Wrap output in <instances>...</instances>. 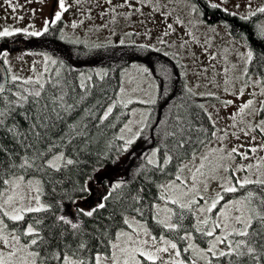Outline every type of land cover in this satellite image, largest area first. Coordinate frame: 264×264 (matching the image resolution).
<instances>
[{
	"label": "trees",
	"instance_id": "16d2710c",
	"mask_svg": "<svg viewBox=\"0 0 264 264\" xmlns=\"http://www.w3.org/2000/svg\"><path fill=\"white\" fill-rule=\"evenodd\" d=\"M193 2L203 11L209 23H221L231 34L249 42L252 51L249 74L258 76L264 84V27L261 25L264 13L257 11L249 17H242L220 6L212 7L214 4L208 0ZM61 35L59 28L50 27L41 36H30L38 47L59 54L58 64L55 65L57 67L50 72L43 85L36 82L28 84L37 91L22 88L21 81L9 79L4 91L0 93V111L8 114L5 127L15 123L16 130L24 134L14 139L12 133H6L0 128V194L5 188L4 180L19 176L35 178L40 182L42 198L48 206L47 211L26 214L24 221L8 220L9 226L16 229L22 241L27 242L32 237L21 233L28 224H32L40 237L44 238L31 249L39 251L41 257H47L65 245L75 249L83 241L87 247L79 255L88 261L98 251H112L109 245L119 230L128 228L127 217L130 215L145 221L158 237L161 232H165L181 246H186L187 239L180 237L188 233L194 234L203 243L207 242L209 236L198 227L192 209H179L176 206L173 218L178 226L175 230L170 231L156 218V204L162 200L163 184L177 179L181 175L184 161L191 159L209 144L217 131L209 112L204 106L200 107L203 105L201 100L192 91H188L190 88L180 73L179 64L161 50L133 43L123 46L106 44L93 49L87 56L83 50H91L90 45H71L61 40ZM135 62L146 66L158 83L156 101L151 106L145 127L134 143L138 149H146L143 154L136 150L137 157H134V152L130 154L131 163L136 165L132 166L127 178L116 182L120 183V187L112 185L111 173L99 182L102 189H111L107 199L101 202L105 207L98 208L89 217L80 210L87 212L100 204L94 206L86 202L91 185L96 183L94 180L97 172L105 167L112 171L119 157L127 153L131 146L119 136L121 126L129 118L128 107L119 101V95L123 88L122 73ZM36 92H40L38 97L34 95ZM25 114L28 119H25ZM261 115L264 116V105ZM37 117L46 120L50 129L47 138L40 142H36V138L27 132L29 124L35 123ZM36 131L41 129L37 128ZM66 133L68 136L62 140ZM182 138L185 139L183 146L177 147ZM49 140L57 145L51 148V153H63L65 160L72 159L74 163L64 165L57 162L59 171L46 165L38 170L37 165L42 163L40 160L35 161L32 167H20L25 157L31 158L33 155V149L25 151L20 142L35 143L36 148L48 153ZM68 140L71 142L68 143ZM201 140L203 143H198ZM168 156L171 157L170 161H166ZM49 158L50 154H46L43 159L46 161ZM149 158L155 163L149 164ZM156 163L162 167H157ZM248 191L261 195L260 186L253 183L235 193H225V196L227 199L244 197ZM65 203L68 207L78 208V229H73L71 224L59 219ZM37 220L40 222L37 223ZM252 226H257L255 221ZM239 239L243 238L237 236L236 240ZM235 259V256H212L210 261L211 264H230ZM242 259L246 264H257L256 261H247L246 257ZM44 263L58 264L48 259ZM258 264H264V257Z\"/></svg>",
	"mask_w": 264,
	"mask_h": 264
},
{
	"label": "rangeland",
	"instance_id": "374dc122",
	"mask_svg": "<svg viewBox=\"0 0 264 264\" xmlns=\"http://www.w3.org/2000/svg\"><path fill=\"white\" fill-rule=\"evenodd\" d=\"M208 1L242 17H249L264 8V0ZM74 2H78V8L70 7L74 10L70 15H64L66 23L63 26L61 40L71 45L79 43L90 45L91 50H83L87 56L93 49L101 48L100 46L106 44L123 46L129 43L148 45L170 55L181 67L180 73L186 79L188 87L194 96L201 100L217 127L216 135L209 144L191 159L184 161L179 178L168 180L163 184L161 187L162 200L156 204V218L159 221L175 224L173 215L178 205L172 204V200L190 205L189 208H192L196 214L200 229L205 232L211 230L214 223H220L223 219L222 214L239 215L238 206L230 202L243 199V197L220 201L219 210H216L217 207L212 211L206 209L218 193L225 197L222 186L235 184L237 178L257 180L238 174L235 179L231 168L234 166L235 158L240 155L236 153L228 155L233 148L241 153L245 146H249L248 152L253 148L254 152H257L258 138L259 136L264 137V132L256 128L260 121H264V117L261 116V109L264 105L262 104L264 84L258 76L249 74L248 53H252L249 42L241 36L231 34L228 28L221 23H209L203 11L194 4L193 0H129V3H125V0H111V2L109 0H65V4ZM249 2L256 5H250ZM51 3L53 8L55 3L53 0H11V2L0 0V31L4 29L9 31L27 29V32L43 31L46 22L50 23L48 10ZM235 3L239 4L242 9ZM261 25L264 27V21ZM12 36L16 41L28 42H24L23 48L15 51L7 50L8 52L4 54L10 79L18 77L19 79L16 80L22 82V88L37 91L38 89L28 84L36 82L43 85L50 72L52 73L57 67L55 65L59 54L38 47L26 32H16ZM45 46L49 45L45 44ZM70 50L72 51L71 48ZM137 63L124 69L123 88L119 95V101L126 104L129 110V118L121 126L119 136L127 142L132 141L131 146L127 153L119 157L112 171L111 168L105 167L97 172L94 180L96 183L91 185V189L101 190L103 187L99 182L107 178L108 173H111L110 181L113 186L120 184L116 182L127 178L131 173V168L136 165V163H131L130 154L134 152V157H137L136 150L143 154L146 149L145 147L138 149L134 143L145 127L151 106L156 101L158 83L146 66ZM249 100L253 103L241 112L240 109ZM225 101H232V103L225 104ZM197 169H200V172H197ZM15 178H9L13 180V183L5 184L0 194V205H3V212H11L13 207L22 206L16 200L12 204H6L5 201L9 197H16L18 194L36 195L37 187L40 189V203L45 205L41 194L42 188L37 179L23 177V181H16ZM110 189L111 187L104 188L99 196L104 199ZM192 192L194 199L191 197ZM200 197H204L203 202ZM28 203L27 199L23 201V204ZM31 203L35 205V201ZM98 203L96 201L93 205L96 206ZM202 208L205 211H201ZM214 210H216L215 215L211 214ZM75 212L78 213L77 207L73 209L63 205L61 216L76 223L79 221V215L77 217ZM217 214L219 216L216 220ZM0 219L7 225L5 229L7 235L14 228L9 226L8 220L10 219L7 217L0 214ZM204 220L208 223H202ZM127 222L128 228H123L117 233V236L121 232L126 235L120 236L118 240L115 238L112 243H117L122 248L131 249L140 246L155 251V248L168 247L160 239L163 237L164 240L177 244V250L169 248L168 253H159L163 257L164 264H171L174 260L183 261L184 264H208L213 254L211 252L205 254L201 250L208 249L211 243L215 242L216 237L227 235L223 225L216 228L215 236H209L205 243L196 239L192 233H188L186 246H181L165 232H161L158 237L145 221L136 216H128ZM229 230H231V225ZM15 235L20 236L17 231ZM129 236L131 240L128 239ZM153 236L156 237L155 248L152 247L151 237ZM236 237L234 234L229 236L228 242H234ZM144 240L149 243L142 245L141 242ZM132 241L137 243L134 244ZM25 243L20 237L19 245L12 242L5 247L0 242V249H3L4 257L7 258L10 248H22ZM220 250L228 251V248L225 244H217L215 249L217 256ZM112 251H116V255L123 264L127 257L118 250L112 249ZM176 251L180 253L178 257L175 254ZM24 257H27V251H19L17 256L8 260V264H21ZM107 264H112V262L107 261ZM157 264H160V261H157Z\"/></svg>",
	"mask_w": 264,
	"mask_h": 264
},
{
	"label": "snow or ice",
	"instance_id": "6c2138e0",
	"mask_svg": "<svg viewBox=\"0 0 264 264\" xmlns=\"http://www.w3.org/2000/svg\"><path fill=\"white\" fill-rule=\"evenodd\" d=\"M11 2V0H10ZM111 2V0H109ZM125 3H129V0H125ZM58 6L60 8V11H56L54 14V19L51 21V23H56L61 20L62 14L64 11H67V7L65 5V0H58ZM129 7H131V4H129ZM212 7H218V5H212ZM260 12L264 13V8L259 9ZM48 22H46V26L44 27L43 31H32L27 32V29H15L14 31H9L8 29H4L0 31V37H8L14 35L16 32H26L27 35L30 36H41L45 32H48ZM252 53H248L249 59H251ZM245 75H247L245 73ZM19 79L18 77H13V80ZM189 92H191V89H188ZM35 96H39L40 92L34 93ZM264 95V93H262ZM21 99H26V97H21ZM38 103V101H37ZM53 103H55V100H53ZM232 101H225V104H230ZM253 102L251 100L247 101L242 108L240 109L241 112H243L245 109H248ZM262 104H264V101H262ZM47 107V105H45ZM202 108L203 105H200ZM66 110V109H65ZM108 112H111V109H108ZM7 113L0 111V128L4 129L6 133H12L13 138H17L20 135H24L23 133H20L16 130L15 123L10 127H5V119L7 118ZM107 118V115L104 117ZM25 119H28L27 114H25ZM74 127V126H73ZM39 128L41 131H36V129ZM256 128L260 130L261 132H264V121H260ZM48 124L46 120H41L39 117H37L35 123H30L29 127L27 129V132L30 133L32 136L36 138V142H40L47 138L48 131H49ZM74 134V133H73ZM215 135V133H213ZM68 136V134H65V137H62V140L65 139ZM25 139H27V136L25 135ZM68 143L71 141L68 140ZM185 142V139L182 138L180 142H178L177 147H182L183 143ZM22 146L24 147L25 151L28 149H33V155L31 158L25 157L23 159V163L20 165V167H32L35 163V161L40 160L42 163L37 165L38 170L43 169L45 165L50 168L54 169L56 171H59V165L57 162H61L64 165H72L74 161L72 159H66L64 158L63 153H51V148L56 147L57 145L55 142L49 140V150L48 153H45L44 151L39 150L36 148L35 143L33 144H24L23 142H20ZM129 144L132 143V141H128ZM198 143H203V141H198ZM251 151H255V149H250ZM158 151V149L156 150ZM232 153H236L239 155L244 156V158H247L246 153H239L236 148L232 149V152L228 155H232ZM46 154H50V158L46 161H44V156ZM153 155H155V152H153ZM206 158V157H205ZM171 157H166V161H170ZM148 163L152 164L155 163L152 159H148ZM157 167H162L159 163H156ZM12 167H15V165H12ZM197 172H200V169H197ZM201 175H204V173H201ZM179 178V177H177ZM193 179L195 180V176H193ZM16 181H23V177H16ZM4 184H12L13 180H4ZM31 183V181H29ZM257 184L260 186V193L261 195H256L252 191H248L243 199H238L236 201L230 202L233 205L238 206L237 211L240 213L236 216H229L226 213L222 214L223 219L220 221V223H214L212 225L211 230H208L205 234L207 236H215V229L220 228L222 225L227 232V235L223 237H216L215 242L211 243L210 247L206 250H201L202 253H209L211 252L213 256H217V253L215 249L217 248V244H225V246L228 248V251L220 250L218 253V256L223 257H232L235 256L236 259L230 261V264H246V261H244L242 258H247V261H256L257 264L260 261L262 257H264V179H257L255 181L251 179H240L237 178L235 184H230L228 186H222L224 193H235L240 188H244L249 184ZM18 186V185H17ZM115 187H120V184H117ZM36 195L29 196L27 194H18L16 197H9L8 200L5 201L6 204H12L14 200L19 201L22 206L19 208L13 207L11 212H3V205H0V214L7 217L11 221L19 222L24 221L25 215L28 213H39L42 211H47L48 206L43 205L40 203L39 199V193L40 189L37 187L35 189ZM28 200V204H23L24 200ZM104 199H107L105 197ZM203 199V197H201ZM224 199V196L221 194H217L216 197L212 198L211 204L206 209L207 211H212L217 207V205L220 203L221 200ZM32 201H35V205L31 203ZM172 204L178 205L179 209H184L186 207H190V205L187 204H181L178 200H172ZM105 205L103 203H100L97 205V208H94L90 211L84 212L83 209L80 211L87 216H92L93 213L98 208H104ZM170 211V210H168ZM201 211H205V209H201ZM61 221L65 223L71 224V227L73 229H78L79 225L77 223H72L70 220H67L64 216H61L59 218ZM179 220V217H178ZM253 221L256 222L257 226L253 228ZM39 223L40 221H36ZM161 224H164L166 228H168L170 231L175 230L177 228V224H171L166 223L165 221H160ZM202 223L207 224L208 221L204 220ZM0 225H3V227H0V242H2L5 247H8V245L12 242H14L16 245H19L20 243V236L15 235L16 229H12L11 232H9L7 235L5 234V229L7 228V225L3 223V220L0 219ZM231 225V230H229ZM235 225H239V227H235ZM251 229V231H250ZM235 235L238 237H242L243 239L235 240L234 242H228V237L231 235ZM23 236H30L32 239L28 240L22 248H10L8 251V257H4V251L3 249H0V264H8V260L12 257L17 256V253L19 251H27V257L22 258L21 264H44V260L48 259L51 261L58 262V264H89L88 260H85L84 258L80 257L79 253L84 250L87 245L81 241L75 249H72L70 245H65L64 248L60 249L57 252L50 253L47 257H41L40 252L36 250L28 251L29 249H32L33 246H37L44 238L40 237L39 232L32 226V224H28L24 232L21 233ZM126 234L121 232L119 236L116 237V239H120V236H125ZM181 239H187L188 237H180ZM129 240H131V237H128ZM168 247H162V248H155L156 245V237H151L152 241V247L155 248V251H152L148 248H142L140 246L135 248H122L117 243H111L109 247L113 250H118L121 254L125 255L127 258L124 259L123 264H147V262H151V264H157V261H160V264H164L163 257L159 255V253H168L169 248L172 250H177V244L173 243L170 240H164L163 237L160 238ZM132 243H137L136 241H132ZM142 245H147L149 241L144 240L141 242ZM191 247V246H189ZM187 251V249H185ZM61 252L63 255H61ZM70 253V254H69ZM176 256L178 257L180 255L179 251H176ZM139 257V258H138ZM218 258V257H217ZM107 261H111L112 264H121L120 258L116 255V251H110L107 253H100L99 251L96 253L94 257L91 258V264H107ZM171 264H184L183 261L174 260L171 261ZM208 264H211V261H208Z\"/></svg>",
	"mask_w": 264,
	"mask_h": 264
},
{
	"label": "flooded vegetation",
	"instance_id": "af4514ba",
	"mask_svg": "<svg viewBox=\"0 0 264 264\" xmlns=\"http://www.w3.org/2000/svg\"><path fill=\"white\" fill-rule=\"evenodd\" d=\"M55 3L52 8V3L50 4L49 10H48V21L50 22L47 26L48 28L54 27L56 24H63L65 26L66 20L64 18V15H70L72 12V8L70 7H77L78 8V2L74 3H67L65 4L67 7V11H64L61 17V20L56 22V23H51V21L54 19V14L56 11H60V8L58 6V0H53ZM228 1V0H226ZM250 5H256L252 2H249ZM240 9H242L239 4H236ZM24 42L23 40L21 41H16L13 36H8V37H0V59L3 61L5 64V59H4V54L9 51H13L14 49L19 48L20 46H23ZM15 51V50H14ZM6 67V65H5ZM7 69V68H6ZM259 145L256 146V151H249L248 152V147L245 146L243 148V151L241 153H246L247 158H244V156L240 155L238 158H235L234 160V166L231 168L232 175L236 179L237 176L236 174L243 176L245 178H253V179H260L264 177V137L259 136ZM255 181V180H254ZM192 199H194V194L193 192L191 193ZM204 198V197H203ZM200 200L203 202V199ZM195 202V201H194ZM196 203V202H195ZM221 207V205H218L216 210H218ZM216 210L212 212L213 215H215ZM76 216L78 217V213L75 212ZM219 214H217L216 220L218 218Z\"/></svg>",
	"mask_w": 264,
	"mask_h": 264
},
{
	"label": "water",
	"instance_id": "95a60500",
	"mask_svg": "<svg viewBox=\"0 0 264 264\" xmlns=\"http://www.w3.org/2000/svg\"><path fill=\"white\" fill-rule=\"evenodd\" d=\"M8 73L5 69L4 64L0 60V93L3 92V90L6 87V84L8 82ZM101 192L98 189H93L91 195L87 198V202L95 201V200H101L102 197L99 196ZM103 193V192H102Z\"/></svg>",
	"mask_w": 264,
	"mask_h": 264
}]
</instances>
